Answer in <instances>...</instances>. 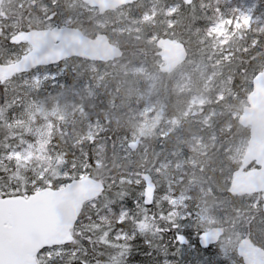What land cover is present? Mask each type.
<instances>
[{
    "label": "trees",
    "instance_id": "trees-1",
    "mask_svg": "<svg viewBox=\"0 0 264 264\" xmlns=\"http://www.w3.org/2000/svg\"><path fill=\"white\" fill-rule=\"evenodd\" d=\"M172 4L177 5L175 11L166 15L165 9ZM233 5L234 1L228 0H158L153 18L143 21L151 0H137L124 7L137 31L124 33L119 30L129 19L114 12L100 15L81 0H14L4 16L0 15V24L6 26L9 20L12 25L0 33V63L25 54L27 45H12L10 35L55 26L76 28L91 38L104 34L122 50V57L114 62L69 58L56 68L49 66L62 72L39 85L32 82V70L0 79V144L21 147V140L32 138L34 121L58 108L48 146L51 164L46 167L36 158L5 161L13 171L20 163L23 176L39 175L45 183L51 180L48 186L54 189L85 175L105 183L104 193L84 205L72 228L74 242L65 246L70 251L55 264H68L75 248L87 249V255L82 251L77 255L88 264H132L137 255L142 264H245L238 254L239 242L249 240L264 250L261 197L228 191L241 166L231 158L232 151L239 140L249 138V129L238 117L247 104L252 79L264 65V27L253 23L249 29H239L222 49L214 48L208 35L218 13L229 16ZM254 14L264 15V0H257ZM165 37L188 50L183 64L190 73L192 84L188 87L179 88L176 70L160 71L162 58L156 40ZM226 48L232 53L229 59L224 58ZM140 65L159 76L148 95L156 103L150 115L154 118L142 126L138 111L150 82L145 74L135 71ZM197 65L208 66L202 78L199 70H194ZM195 94L204 95L206 103L190 108ZM96 120L100 127L90 135ZM192 137L200 139V144L194 146ZM10 151L0 147V157ZM177 155L184 161L175 165L171 159ZM93 160L95 163H90ZM72 162L76 167H69ZM145 174L152 177L157 196L197 188L191 192L189 209L201 204L215 218L213 227L221 230L215 254H205L199 247L193 249L177 240V235L188 232L195 244L204 229L192 217L172 219L168 200L160 214L154 213V204L144 206ZM121 209L129 211L124 231L129 237L135 232V240L116 238ZM227 240L233 246L223 253L221 245ZM224 255L228 259L223 260Z\"/></svg>",
    "mask_w": 264,
    "mask_h": 264
},
{
    "label": "water",
    "instance_id": "water-1",
    "mask_svg": "<svg viewBox=\"0 0 264 264\" xmlns=\"http://www.w3.org/2000/svg\"><path fill=\"white\" fill-rule=\"evenodd\" d=\"M99 14L112 12L131 5L137 0H81ZM191 3L192 0H182ZM2 0H0V3ZM11 44L26 43L30 50L20 59L0 64V77L12 78L37 67L58 65L69 58H80L91 62H113L122 56V50L111 43L106 35L91 38L80 30L68 26L47 29H32L14 35ZM157 47L162 51L164 66L161 71L168 73L180 66L188 57L186 48L171 38H160ZM239 123L249 129V139L241 166L232 176L229 193L232 195H261L264 210V65L252 79V90L247 95V104L238 117ZM146 185L145 204L150 206L155 192V184L149 174L143 176ZM105 190L102 181L90 176L73 180L60 189L46 188L37 193L41 212L36 223L40 239L37 245L25 235L14 241L15 254L8 251L9 240L5 235L0 241V260L8 264H37L36 254L43 246H62L67 235L77 222L85 203L97 199ZM149 191L151 192L148 195ZM31 199V198H29ZM205 243L214 245L219 238L218 231H206L199 236ZM74 240V237H73ZM241 256L258 254L252 264H264V250L245 240L238 250Z\"/></svg>",
    "mask_w": 264,
    "mask_h": 264
},
{
    "label": "rangeland",
    "instance_id": "rangeland-1",
    "mask_svg": "<svg viewBox=\"0 0 264 264\" xmlns=\"http://www.w3.org/2000/svg\"><path fill=\"white\" fill-rule=\"evenodd\" d=\"M14 0H3V2L0 4V15L3 17V12L6 8H8V5L13 2ZM158 0H151V6L149 8V11L143 16V21L150 20L153 18L154 14L156 13V5ZM228 1H234V5L232 6V14L229 16H225L222 13H218L217 19L210 25L208 28V33L211 37H213V41H215V45L222 46L225 42H228V39L233 35L234 32L238 31L239 29L245 28L249 29L253 23H258L259 28L264 27V15H255L254 9L257 4V0H228ZM177 5H170L165 9L166 15L172 14ZM120 15L125 14V10L123 12H119ZM245 18H247L250 22L245 23ZM7 24L6 26L12 27L11 22L5 21ZM171 24V22H169ZM135 22L131 21V19L128 20L126 24H123V26L120 28L119 32H136L137 28L134 26ZM6 26H3V24H0V33H3V30L7 28ZM57 27V26H55ZM53 28V27H49ZM19 34V33H18ZM16 34L10 35V37L14 36ZM9 37V39H10ZM216 47V46H215ZM30 50L29 45L26 46L24 52H28ZM227 52H224V58L229 59L232 53L228 50ZM161 54V52H160ZM13 60H10L6 63H9ZM163 65L162 60L159 62V67ZM57 66L55 65L54 68ZM93 69H95L94 65L91 66ZM207 65H197L194 70H199V76L202 78L206 72ZM212 67H214L212 65ZM214 69V68H213ZM135 71L138 73L145 74L147 76V79L149 80V87L147 90V95L144 98V102L142 107H140L138 111V118L142 121H139V125L142 126L148 121L149 119H153V117L150 118V115L153 113V110L155 109L156 103L153 102L151 99H149V96L155 88L156 82L159 78L158 74L156 73H150L145 70V67L143 65H140L135 68ZM216 72L217 70L214 69ZM31 79L34 85H39L46 79H56L57 76L60 75V73L55 69H48L46 68H36L31 71ZM177 75H178V85L180 89H183L184 87H188L192 83H190V73L188 72L187 68L183 65L179 66L176 69ZM204 79V78H203ZM0 82H2L0 80ZM22 80V84H24ZM206 103V98L202 94H195L192 96L190 101V108H195L197 106H202ZM58 111L57 107H54L52 110L45 112L42 114L40 119H36L34 121V127L32 131V138L30 140H26L21 147L15 148V150L22 154L24 157H28L30 154V159L21 160V161H30L32 158H36L37 160H40L42 163L47 164L46 167H48L49 164H51V157L48 150V146L50 144V140L52 137V130H53V122L52 118ZM92 129H96V122L92 125ZM164 130V129H163ZM161 129V131H163ZM192 140H195L194 146L198 145L199 140L198 138L192 137ZM192 146V144H191ZM247 147V140L241 139L239 140L238 144L234 146V149L231 154V158H235L237 161H242V158L245 154ZM171 161L175 162L177 164L182 163L184 160L180 157L173 156ZM165 167V166H164ZM159 186H162V183L159 184ZM196 191V189H187L183 190L179 193L172 194L169 193H162L159 196L154 195V199L152 204H154V213H161L163 210V203L165 200H168L169 204L171 205L172 209L170 210L169 214L171 218H185V217H192L194 220H197L200 222V225L203 227L204 231H211V230H218L217 228L213 227V225L216 223L215 218L213 215L209 212V210L206 207H202L201 204H197L194 207V210H190V200L192 199V191ZM194 191V192H195ZM146 195V192L144 191L143 196ZM144 204V199H143ZM145 206V205H144ZM127 218V216L125 217ZM118 234V233H117ZM117 237V235H116ZM123 239V238H121ZM242 245V242H239L237 247L239 248ZM233 246V243L230 241H225L222 243V252L228 253L230 247ZM62 248L65 254L69 253V249L65 248V246L58 247ZM237 248V250H238ZM64 254V255H65ZM228 256V254H227ZM223 260L228 259L225 255L222 256Z\"/></svg>",
    "mask_w": 264,
    "mask_h": 264
},
{
    "label": "snow or ice",
    "instance_id": "snow-or-ice-1",
    "mask_svg": "<svg viewBox=\"0 0 264 264\" xmlns=\"http://www.w3.org/2000/svg\"><path fill=\"white\" fill-rule=\"evenodd\" d=\"M246 24L250 21L245 18L244 21ZM21 144L24 142L21 140ZM0 147H6L10 149V154L0 157V241H3L5 235L9 240L8 251L10 254H15L14 241L20 235L27 236L33 243L37 245L40 239L39 232L36 228V223L38 221L41 204L37 199V193L43 192L49 184L52 183L51 180L47 183L43 182L42 178L39 175H36L32 178L23 176L20 172L21 164L17 163L16 170L13 171L5 161H21L30 159V154L28 157L22 156L21 153L15 150V147L12 145H2ZM90 163H95V161H90ZM69 167H76L75 162ZM66 171L68 168L65 169ZM151 192L149 191L148 195ZM31 198V199H29ZM134 204L138 202H133ZM129 214L128 209H121L120 216L118 218V223L120 224V229L117 234V239H136L135 232L132 236L129 237L124 231L128 220L125 217ZM163 218V214H162ZM133 222H136V218H133ZM86 228L92 226H85ZM141 228H144L145 225L141 224ZM82 235V233H81ZM106 236L107 233H104ZM192 235H195L194 233ZM177 240L180 242L186 243L189 247L195 249L199 247L205 254H215L217 250L213 245L205 243L200 237L196 238L195 244H193L192 239L188 232L183 233L182 235H177ZM73 237L67 235V238L62 241V243H73ZM148 247L146 241H140ZM83 255H87V249L75 248L72 251L71 257L68 261V264H75L76 260H80V264H88L87 261L80 259V256L77 255L78 252H81ZM64 251L62 248H58L54 245L43 246L42 254L39 257V264H55V261L58 258H63ZM99 254V253H98ZM146 255H150V252H146ZM0 264H5L4 261L0 260ZM8 264H15L14 261H9ZM97 264H100L98 261ZM132 264H142L140 257L137 255L132 257Z\"/></svg>",
    "mask_w": 264,
    "mask_h": 264
},
{
    "label": "flooded vegetation",
    "instance_id": "flooded-vegetation-1",
    "mask_svg": "<svg viewBox=\"0 0 264 264\" xmlns=\"http://www.w3.org/2000/svg\"><path fill=\"white\" fill-rule=\"evenodd\" d=\"M258 257V254H249L246 257H244L245 264H252L253 261H255Z\"/></svg>",
    "mask_w": 264,
    "mask_h": 264
}]
</instances>
